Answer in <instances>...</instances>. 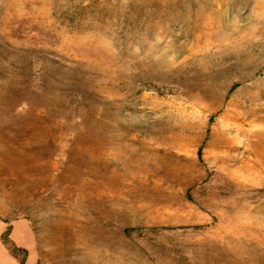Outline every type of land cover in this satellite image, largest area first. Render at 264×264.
<instances>
[{"label":"rangeland","instance_id":"rangeland-1","mask_svg":"<svg viewBox=\"0 0 264 264\" xmlns=\"http://www.w3.org/2000/svg\"><path fill=\"white\" fill-rule=\"evenodd\" d=\"M8 225L26 264H264V0H0L20 264Z\"/></svg>","mask_w":264,"mask_h":264},{"label":"trees","instance_id":"trees-1","mask_svg":"<svg viewBox=\"0 0 264 264\" xmlns=\"http://www.w3.org/2000/svg\"><path fill=\"white\" fill-rule=\"evenodd\" d=\"M10 229H11V226L8 225L6 230L1 235V240H2L3 244L6 246L9 253L11 255H13L14 257L18 258L20 264H26L25 257L24 256L19 257V254H18L19 251H22L26 254V249L15 245V243L8 237ZM125 230L130 231L133 229L132 228H125Z\"/></svg>","mask_w":264,"mask_h":264},{"label":"bare ground","instance_id":"bare-ground-1","mask_svg":"<svg viewBox=\"0 0 264 264\" xmlns=\"http://www.w3.org/2000/svg\"><path fill=\"white\" fill-rule=\"evenodd\" d=\"M219 14V13H218Z\"/></svg>","mask_w":264,"mask_h":264}]
</instances>
